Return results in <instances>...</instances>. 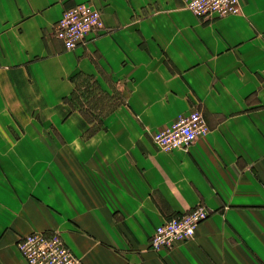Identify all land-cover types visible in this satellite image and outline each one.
Listing matches in <instances>:
<instances>
[{"label":"crops","instance_id":"0c3cea01","mask_svg":"<svg viewBox=\"0 0 264 264\" xmlns=\"http://www.w3.org/2000/svg\"><path fill=\"white\" fill-rule=\"evenodd\" d=\"M80 2L103 28L67 50L53 25ZM240 4L203 19L182 0H0V264H26L33 231L80 264H264V0ZM78 74L120 97L92 134L64 101ZM195 109L207 131L157 148ZM199 205L190 239L149 247Z\"/></svg>","mask_w":264,"mask_h":264},{"label":"built area","instance_id":"2783aa9c","mask_svg":"<svg viewBox=\"0 0 264 264\" xmlns=\"http://www.w3.org/2000/svg\"><path fill=\"white\" fill-rule=\"evenodd\" d=\"M195 16L203 19L220 18L236 14L240 0H182ZM103 28L101 12L88 2L76 3L65 9L53 25L56 38L65 49L73 50L85 44L93 33ZM207 131L203 114L195 109L179 116L170 125L151 135L157 148L171 151L185 149ZM206 207L199 205L173 216L156 226L149 247L153 250L172 248L190 239L198 224L208 216ZM16 248L26 264H80L79 258L65 244L58 232L33 231L18 238Z\"/></svg>","mask_w":264,"mask_h":264},{"label":"trees","instance_id":"16d2710c","mask_svg":"<svg viewBox=\"0 0 264 264\" xmlns=\"http://www.w3.org/2000/svg\"><path fill=\"white\" fill-rule=\"evenodd\" d=\"M81 77L87 83L90 82L89 84H87L89 89L86 91V94H85L86 96L83 95L82 92H81L80 96L77 94V79L81 78ZM73 78H74V82L76 84V87L74 88V90H72V92L70 93L69 96L64 98V101L66 103H68L71 107L76 106L75 103L79 104L80 99H82V98H86V100H87V97L93 98L95 96L94 91H97V92H99V93H101L107 97H113L115 99L117 97L115 94L109 95L106 92L105 93L102 92L101 89L99 88L98 84L96 83V81L93 80L90 76L78 74V75H74ZM118 103H119V101L116 102L108 111H105V110H102L101 108L96 107V109H94V110H96L97 113L94 110H92L90 107L87 109H85L83 107H78V111L81 114V116L84 118V120L88 124H90V127L86 130V133L92 134L93 132H95L99 128L103 118H105ZM93 112H95V114Z\"/></svg>","mask_w":264,"mask_h":264},{"label":"rangeland","instance_id":"374dc122","mask_svg":"<svg viewBox=\"0 0 264 264\" xmlns=\"http://www.w3.org/2000/svg\"><path fill=\"white\" fill-rule=\"evenodd\" d=\"M89 83L90 82L87 83L86 81H84L82 77L77 79V94L79 96L81 92L83 95L86 94V91L89 89L87 84ZM94 94L95 96L93 98L87 97V100L86 98H82L80 99L79 104L75 102L74 103L77 107H83L85 109L90 107L92 110H94L97 107L101 108L102 110L108 111L116 102L120 100V97H116V99L113 97H107L97 91H94ZM94 111L97 113L96 110ZM95 112L93 113L95 114Z\"/></svg>","mask_w":264,"mask_h":264}]
</instances>
